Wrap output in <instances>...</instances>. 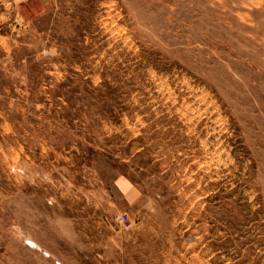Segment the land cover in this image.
Masks as SVG:
<instances>
[{
  "label": "rangeland",
  "instance_id": "1",
  "mask_svg": "<svg viewBox=\"0 0 264 264\" xmlns=\"http://www.w3.org/2000/svg\"><path fill=\"white\" fill-rule=\"evenodd\" d=\"M0 264H264V0H0Z\"/></svg>",
  "mask_w": 264,
  "mask_h": 264
},
{
  "label": "built area",
  "instance_id": "2",
  "mask_svg": "<svg viewBox=\"0 0 264 264\" xmlns=\"http://www.w3.org/2000/svg\"><path fill=\"white\" fill-rule=\"evenodd\" d=\"M121 218H122V220H123V219H126L127 217H126L125 214H123V216H122Z\"/></svg>",
  "mask_w": 264,
  "mask_h": 264
}]
</instances>
